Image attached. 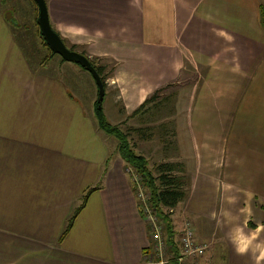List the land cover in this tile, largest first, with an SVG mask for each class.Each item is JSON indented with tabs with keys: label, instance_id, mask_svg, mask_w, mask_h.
I'll return each instance as SVG.
<instances>
[{
	"label": "crops",
	"instance_id": "1",
	"mask_svg": "<svg viewBox=\"0 0 264 264\" xmlns=\"http://www.w3.org/2000/svg\"><path fill=\"white\" fill-rule=\"evenodd\" d=\"M45 1L65 42L114 61L112 121L160 87L198 82L177 93L187 183L172 223L177 246L182 216L207 246L180 264H264V0ZM78 64L34 67L0 11V264H144L150 223Z\"/></svg>",
	"mask_w": 264,
	"mask_h": 264
},
{
	"label": "rangeland",
	"instance_id": "2",
	"mask_svg": "<svg viewBox=\"0 0 264 264\" xmlns=\"http://www.w3.org/2000/svg\"><path fill=\"white\" fill-rule=\"evenodd\" d=\"M0 11L3 13L5 18L8 20L9 25H11L12 29L15 31L18 43L22 47L25 54L29 57V60H31L33 66L42 70L50 71L54 74H61L60 66L62 60L64 59L58 53L51 52V49L45 43V40L40 33V29L36 21V17L38 14V7L36 2L34 0H0ZM65 43L69 47L72 46L75 50L84 52V54L87 55L89 59L93 60L96 64L105 63L103 64V73L105 75L104 81L115 67L114 61L112 59L109 60L108 57L105 58L103 56L95 54L90 55L88 54L86 47L80 44L70 43L69 41H66ZM79 66L82 67L81 65ZM64 70H66L67 73H71L73 69L70 70L64 68ZM82 70L84 72L75 74L78 83L80 84V86H83L84 88L86 87L85 91H88L90 90L89 88H91L92 96H97L98 88L94 78L87 69L82 68ZM83 75H88L91 78L89 79L87 77L86 85L82 82ZM183 84H188L190 87L193 84H198V82H172L166 85V87H164V90L161 89V91H159L156 95V98L146 104V106L144 107L145 109L139 111L137 114L127 115L124 119H122L121 117H124L125 115H119L117 117V121L115 120L116 122L112 121L114 118L112 117L113 115L109 114L108 117H106L105 113L103 112L105 118L109 121L110 124L117 125L120 129L128 134V140L132 144V147L136 152L142 153L147 158V164L151 170H153V167L157 162L163 160H172L175 162L179 161L183 164L180 156V150L176 145L177 136L175 133L176 128H180L181 126V116H183V114L174 112L176 111V106H179V108L183 106L181 105V101L183 102L184 99H181L177 96L179 87ZM185 100L186 102L187 100H189V103L191 102V99L186 98ZM95 101L93 102V109L90 111V109L88 108L90 115H93L92 113H94ZM195 101L196 98H193V104L195 103ZM101 105L102 110L104 108V110L108 112L107 97L104 98V102H101ZM101 131L104 130L102 129ZM104 133H106L105 137H107L105 138L106 145L111 148L109 154L115 153V155H120L117 150V138L111 133L105 131ZM184 172L186 173L185 167ZM177 173L180 175L183 174V172L181 171H177ZM177 212H180V206H175L173 208V211L171 213L172 219L173 217L176 218L178 216L176 214ZM180 219L181 223H183V221L185 220L191 222V219L187 218L186 216H182V218L179 217V222ZM6 254L7 249L1 252L0 256L3 257Z\"/></svg>",
	"mask_w": 264,
	"mask_h": 264
},
{
	"label": "trees",
	"instance_id": "3",
	"mask_svg": "<svg viewBox=\"0 0 264 264\" xmlns=\"http://www.w3.org/2000/svg\"><path fill=\"white\" fill-rule=\"evenodd\" d=\"M260 13L262 23L264 24V3H262L260 6ZM70 48L73 47L70 46ZM51 52L55 53L52 50ZM90 61L91 63H93V65L101 75L103 84L105 86V75L103 73L104 66L102 64H96L91 59ZM163 87H160L159 89L151 93L148 97H146L129 115L137 114L139 111L145 109L144 107L146 106V104L149 101L154 100L158 92ZM101 102L102 100L98 101L96 99L94 106V113L98 122V126L105 132L111 133L117 138V150L120 156L125 161L126 166L131 167L134 172L140 176V183L147 192V202L161 219L164 225V231L167 234V239L170 241L169 243L174 247V250H176L178 246L174 241L175 234L171 218L172 211H169V208L174 207L186 195L187 176L184 172V164L179 161L175 162L172 160H163L157 162L154 165L153 170H151L148 167L147 158L142 153L136 152L132 147V144L128 140V134L120 129L117 125L110 124L109 121L105 118ZM177 171H181L183 172V174L180 175L177 173ZM131 185L134 190H137L136 183L131 181ZM95 187L96 186L88 187L80 195V201L74 207L72 213L67 218L60 238L69 230L75 216L85 204L88 194L93 189H95ZM172 264L177 263L176 261H173Z\"/></svg>",
	"mask_w": 264,
	"mask_h": 264
},
{
	"label": "built area",
	"instance_id": "4",
	"mask_svg": "<svg viewBox=\"0 0 264 264\" xmlns=\"http://www.w3.org/2000/svg\"><path fill=\"white\" fill-rule=\"evenodd\" d=\"M126 171L129 173L131 181L136 183L135 196L139 202V208L145 221L150 223L151 243L150 248L145 252L144 264H169L173 261L180 264L184 257L202 255L207 244L196 238L194 228L188 220L182 223L178 236V248L174 250L171 247L161 219L147 202V192L144 191L140 183V177L129 166L126 167ZM169 211H173V207H170Z\"/></svg>",
	"mask_w": 264,
	"mask_h": 264
},
{
	"label": "water",
	"instance_id": "5",
	"mask_svg": "<svg viewBox=\"0 0 264 264\" xmlns=\"http://www.w3.org/2000/svg\"><path fill=\"white\" fill-rule=\"evenodd\" d=\"M34 1L36 2L38 7L36 21L38 23L40 33L48 47L53 52L61 55L63 59L79 63L83 68L87 69L91 73L98 88L97 100L101 101L104 95V84L101 75L97 71L96 67L93 65V63H91L89 57L83 52L67 46L59 33L52 27L48 16L46 1Z\"/></svg>",
	"mask_w": 264,
	"mask_h": 264
}]
</instances>
